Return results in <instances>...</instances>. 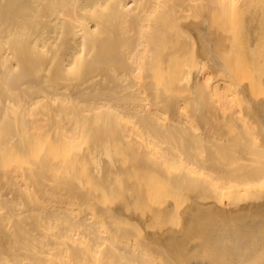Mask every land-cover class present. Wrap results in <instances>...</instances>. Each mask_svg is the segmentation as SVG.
Segmentation results:
<instances>
[{
  "label": "bare ground",
  "instance_id": "obj_1",
  "mask_svg": "<svg viewBox=\"0 0 264 264\" xmlns=\"http://www.w3.org/2000/svg\"><path fill=\"white\" fill-rule=\"evenodd\" d=\"M0 264H264V0H0Z\"/></svg>",
  "mask_w": 264,
  "mask_h": 264
},
{
  "label": "rangeland",
  "instance_id": "obj_2",
  "mask_svg": "<svg viewBox=\"0 0 264 264\" xmlns=\"http://www.w3.org/2000/svg\"><path fill=\"white\" fill-rule=\"evenodd\" d=\"M237 65H239L240 67V75L242 76V77H246V78H249V79H251L250 78V76H251V69H250V67H249V63H243V62H240V61H237V63H236ZM131 127H133V125H131L130 127H128V128H131ZM231 127V125L230 124H222V125H219L218 126V128L219 129H224V128H230ZM233 127V129H236V130H238V131H240L241 129L240 128H238L237 126H232ZM187 134V132H180L179 133V136L180 137H183V136H185ZM135 136V135H134ZM229 160L228 161H232L233 160V158L232 157H229L228 158ZM243 161V160H242ZM182 162L183 163H186L187 164V162H188V160L187 159H184V160H182ZM143 166V165H142ZM136 171V173L139 171V169H137V170H134V172ZM141 171H144V170H140V172ZM184 171V169H179L178 170V172H183ZM134 172L130 175V177L132 178V179H135V174H134ZM161 174V173H160ZM159 174V175H160ZM161 176V178L163 179L162 181H160L158 184L156 183V182H154V180H153V184H150V186L148 187V188H145L146 189V192H145V194L146 195H143V196H140L139 197V199L140 200H142V205H139V208H135V209H137V211H138V213L139 214H141V215H145V214H147V213H150V214H152L153 215V222L151 223V226H149L150 227V230H155V229H157V233H159V231H161V229H163L164 230V228H166L167 229V227L169 228H171V229H173V228H175L174 230H176V229H178V227L179 228H181V226H180V216H179V214H178V210L180 209V208H182V205L184 204V203H187V201L190 199V194H192V193H200L201 195L203 194V196H205V195H207L205 198L207 199V197H209V200H215V201H217L218 202V200L217 199H215V197H212L213 195L212 194H210V192L208 191H205L203 188L202 189H200L199 190V192H192V191H190V186L191 185H188V184H186V185H180V186H177L176 184H174L172 181H171V178L170 177H168V176H166V174H161L160 175ZM137 178H138V176H136ZM149 178H152L153 179V175L152 176H148V179ZM179 178V177H178ZM181 178L183 179L184 178V175L182 174L181 175ZM141 180H145V179H143V178H141ZM200 194L198 195V197L200 196ZM248 194L249 193H247L246 194V196H248ZM245 195V194H244ZM249 196H250V194H249ZM248 196V197H249ZM202 197V196H201ZM210 197H212L211 199H210ZM189 198V199H188ZM168 200H172L173 202H174V204H175V206H174V208H173V212H172V214H170L169 216H166V214H164V213H161V212H159L158 210H153L152 209V207H154V205H159L160 207H163L164 208V206H165V204H167V202H168ZM212 200V201H213ZM214 201V202H215ZM131 208H134V207H131ZM153 212H152V211ZM201 218V217H200ZM217 221V220H216ZM215 221V222H216ZM219 221V220H218ZM198 223V222H197ZM196 222H195V224H197ZM221 223H224V222H221ZM220 223V224H221ZM194 224V228H191V231L193 232V229L195 230L193 233L195 234V232H196V227L198 228V225L196 226ZM215 224H217V225H219V223H215ZM220 226V225H219ZM160 229V230H159ZM155 232V231H154ZM193 233H192V235H193ZM190 234V233H189ZM191 235V234H190ZM189 235V236H190ZM182 240V239H181ZM184 240V239H183ZM176 241V240H175ZM179 242V240L177 239V243ZM175 245V244H174ZM193 251H195L196 252V249H194ZM189 252H191V251H189ZM188 252V253H189ZM182 253V252H181ZM180 253V254H181ZM184 253H186V252H184ZM184 253L183 254H181V255H184ZM187 253V254H188ZM186 254V255H187ZM189 254H194V252L193 253H189ZM177 255H179V254H177ZM190 256V255H189ZM194 256V255H193ZM186 257V259H188L187 257L188 256H185ZM190 258V257H189Z\"/></svg>",
  "mask_w": 264,
  "mask_h": 264
}]
</instances>
